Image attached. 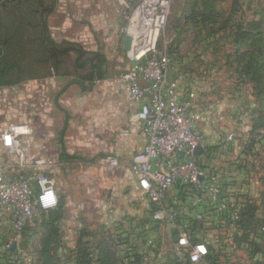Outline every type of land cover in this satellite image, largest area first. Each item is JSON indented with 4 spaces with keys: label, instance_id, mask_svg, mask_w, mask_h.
<instances>
[{
    "label": "rangeland",
    "instance_id": "1",
    "mask_svg": "<svg viewBox=\"0 0 264 264\" xmlns=\"http://www.w3.org/2000/svg\"><path fill=\"white\" fill-rule=\"evenodd\" d=\"M9 1V3L15 2V0ZM143 1L100 0L99 7L91 6L88 13L82 16L91 19L92 22L75 21V12L78 8L68 7L67 17L69 21L65 23L61 35H66L67 40L64 42L74 46V51L68 54L67 61L69 65L62 67V72H71L70 75L63 76L61 74L64 81L67 83L72 80H81L80 72L79 74L75 73L71 67L74 61L80 62L76 60L77 53H82V60H90L92 67L97 66L94 59H98V57H102L107 64L100 66V73L104 75V79L101 78L99 84L94 86L90 93L81 94L78 91V94H80L76 97L79 100V107L74 114V120L78 129L79 137L77 139L81 144H86L90 131L93 134H102V124H110L113 119V123L117 127L124 126L126 128V124L123 122L124 118L128 117L133 107L123 109V120L118 117V104L121 102L120 96H122V90L120 89L122 85L118 81L127 68V61L121 45L124 35L139 24L137 15H142V13L138 10V7ZM167 1L169 3L168 17L165 27L159 35L157 46L170 55V75L173 73L172 71H178L194 77L196 84H193L192 93L195 94L194 98L198 99V103L203 108L202 110L195 108L191 115L198 120L205 136L204 152H207L208 161H203L207 163V167L213 172V183H217L220 177L232 176L233 179L236 178L235 182H238L235 188H240L244 195L254 200L258 205L255 218L252 221L253 228L250 230L252 235V233L258 231L260 225H264V144H258L257 151H259V155L256 158L248 157V160H252V162L248 167L246 176H242L241 173L235 170L236 166L234 167L232 163L241 161L242 152L238 144L241 139L246 140V138L251 137L249 133L254 121L256 120L257 124L260 125L259 117L261 116L262 121H264V99L254 97L251 85L240 82L241 75L237 71L235 51L241 44L236 45L230 36H227L228 32L220 31V27L230 17L233 22L238 21L243 25L252 20L258 21L260 18H263L264 22V0H214L217 23L213 27L207 26L205 28L193 21L184 19V15L189 13L191 6L193 4L197 7L200 6L202 0ZM106 15H108L109 21L104 20L107 17ZM95 17L98 18V21H93ZM91 23L102 27L104 33L108 30L110 32L111 29L116 30L115 36H118V44L114 50L110 48L109 42H103L102 46L99 47L97 41L98 48L94 49L96 52H88L79 43L74 42L76 34L82 28L87 29L95 37ZM54 24L62 26V23L54 22ZM18 61V57L13 58L12 64L9 65V71H16L20 64ZM177 67L178 70H175ZM67 97L71 98L70 95H67ZM10 106L7 102H3V104L0 102V170L8 169L11 171L14 170L12 168L16 167L14 156L7 147L9 143L7 126L11 121L25 119L26 113L25 109L20 108V110ZM127 127L131 134L129 135L131 142L133 140L137 141L139 135L137 128L135 129L131 124H128ZM125 130L127 131V129ZM257 132L258 134L256 133L252 137L260 138V134L264 132V125ZM228 136H232L233 140L226 141ZM139 148L141 146H134L130 151V157L133 158ZM122 150L123 148H121ZM71 169L77 170L76 167H71ZM55 175L59 188L66 190L68 184L76 185L78 188L76 178L68 183L64 181L60 172L59 174L55 172ZM175 190L176 188L169 192L168 198L174 197L173 192L175 193ZM84 202H86V199H84ZM86 208L87 204L84 203L83 210L74 215V220H79L78 223L73 219L72 221L63 222L60 220L58 227L61 233L62 248L74 249L77 244L78 233L81 229H86L91 237L85 240L95 241V245L99 246L98 253L105 255V260L98 262V264H121L126 246L116 245V243L120 241L119 238H123L124 233L122 231L113 233L111 228L102 227L99 224L95 225L94 223L88 224L91 217L86 214ZM36 219L32 225L18 235L10 231L3 221H0V244L4 246L0 247V254H3L7 249V243L13 244L12 248L16 249V253L10 258L11 264H34L39 262L42 248L41 238L44 229L41 227L42 221L39 215ZM131 232L130 240L134 242L135 246H138L137 252L146 251L148 244L140 246L143 240L140 236V230ZM214 233L212 237L213 244L217 240ZM235 233V230L230 229L227 234L229 244L227 246L228 250L225 249L224 252L227 263L257 264V262H260L264 264V237L257 239L259 245L255 248L244 243L243 239L240 240ZM118 235L119 238H117ZM171 237L172 231L168 228L166 221L158 224L153 232L148 233L146 240L159 241L160 248L156 255L149 257L152 262L145 264H167L169 260H172L175 251L172 248L171 242L173 240ZM236 239L240 240V243L236 242ZM94 250L96 249L94 248ZM0 264L5 263L0 262Z\"/></svg>",
    "mask_w": 264,
    "mask_h": 264
},
{
    "label": "built area",
    "instance_id": "2",
    "mask_svg": "<svg viewBox=\"0 0 264 264\" xmlns=\"http://www.w3.org/2000/svg\"><path fill=\"white\" fill-rule=\"evenodd\" d=\"M168 4L167 0H144L138 7L142 15H139V24L126 34L131 38L129 49L124 51L127 68L118 82L128 94L133 106L131 121L138 125L143 140L129 166L130 175L146 200V209L154 206L153 219L159 224L166 221L172 231L176 228L175 217L164 207L169 192L176 185L193 187L184 212L199 224L206 222L205 209L221 213L227 203L221 198L217 183L205 181V173L195 160L196 155L205 151L206 144L205 136L197 128L198 120L191 115L195 101L192 88L196 81L191 83L190 89H183L179 79L170 77L169 54L157 46L167 21ZM202 108L200 105L197 110ZM7 132L8 150L18 157L20 167L15 171H0V221L18 235L34 223L38 210L55 209L58 197L55 182L49 175L23 170L21 140L30 133V128L24 123H14L7 127ZM229 140L233 137H226V141ZM197 148L200 151L195 154ZM231 215L236 217L234 213ZM175 235L178 236L176 247L188 251L191 264H207L205 258L213 233L195 244L189 243L186 231ZM153 243L148 240L146 245ZM12 246L11 243L6 245L7 248Z\"/></svg>",
    "mask_w": 264,
    "mask_h": 264
},
{
    "label": "crops",
    "instance_id": "3",
    "mask_svg": "<svg viewBox=\"0 0 264 264\" xmlns=\"http://www.w3.org/2000/svg\"><path fill=\"white\" fill-rule=\"evenodd\" d=\"M16 1L18 4L27 3L32 14L36 11V16L34 15L31 20L34 25L35 22L37 23L38 32L42 30V33H32L31 38L46 39L51 45L53 44L58 54L61 52V45L66 44L64 41L67 40L66 35L61 34L65 23L69 21L68 7L78 8L75 12V21L92 22L91 19L82 16L88 13L91 6L99 7L100 5V0ZM106 16L104 20L109 21L108 15ZM93 21H98V18L95 17V20L93 18ZM54 22L62 23V26L59 24L56 26ZM90 25L95 32V37L87 29L82 28L76 34L74 42L79 43L88 52H96L94 49L98 48V42L99 47L103 42H109L110 48L114 50L118 44L116 30L111 29L110 32L108 30L104 33L102 27L93 23ZM122 51L124 52L123 49ZM40 53L39 56H34L37 61L34 63L35 67L42 66L39 62L44 61ZM63 62L58 63V69L65 66ZM43 65H45L44 62ZM54 66L57 65L46 68L45 73L25 79H12L15 83L0 86L2 104L7 102L11 108L25 109V119L11 121L8 124L9 126L14 123H24L30 128V133L21 140V149L24 153L23 170L44 172L54 180L58 203L63 204L62 222L74 220V215L83 210L85 203L87 204L86 214L91 217L88 224L94 223L114 229L118 223H124L126 219L141 223L147 218L149 210L146 209V200L137 191L136 182L129 172V166L141 148L137 150L133 158L130 157L131 149L134 146L142 147L143 145L139 127L131 121L132 111L126 119L124 118L126 128L117 127L113 119L110 124H102V134H93L90 131L86 144H81L77 139L78 129L74 120V114L79 107V100L76 99L80 94L78 91L81 94L90 93L93 87L99 84V80L104 79V76L101 74L100 78L92 81L81 78L79 82L66 83L61 72H57ZM175 70H178V67ZM172 72L170 77L179 79L183 89L188 90L191 83L195 81L192 75L178 71ZM120 89L122 96L118 104V117L123 120V109H130L133 106L123 85ZM193 105L191 112L200 106L198 99H195ZM128 124L137 128L139 132L137 141L131 142ZM197 128L201 130L200 123L197 124ZM121 148H123L122 151ZM13 156L16 168L12 169L18 170L20 167L18 157L15 154ZM71 167H76L77 170H72ZM0 171H8V169ZM55 172L56 174L60 172L64 181L68 183L76 178L78 188L72 184H68L66 190L59 188L55 180ZM74 221L78 223L79 220Z\"/></svg>",
    "mask_w": 264,
    "mask_h": 264
},
{
    "label": "trees",
    "instance_id": "4",
    "mask_svg": "<svg viewBox=\"0 0 264 264\" xmlns=\"http://www.w3.org/2000/svg\"><path fill=\"white\" fill-rule=\"evenodd\" d=\"M200 6L197 7L193 4L189 13L184 15V19L202 25L204 28L207 26L213 27L217 23V12L214 0H202ZM263 24V18H260L258 21H249L243 25L238 21L233 22L230 17L226 19L220 27V31L228 32L227 36H230L236 45L238 43L241 44L235 51V63L237 64L238 74L241 75L240 82L251 85L252 95L258 99H264ZM8 70L9 67L6 71L8 72ZM1 73L2 78H0V86H8L11 83H15L14 80L7 79L8 74H5L4 70ZM259 118L261 123L258 125L257 121H254L253 127L249 133L251 137L248 139L246 138V140L241 139L238 144L242 152V157L240 156L241 161H234L232 163L234 167L236 166L235 170L241 173L242 176L247 175L246 172L252 162V160H248V157L256 158L259 155V151H257L258 144H264V132L260 134V138L252 137L254 134H258L257 131L264 125L262 116ZM208 152H210V150H208ZM195 160L198 167L205 173V181H212L213 172L207 167V163H204V161H208L207 152L196 155ZM235 181L236 178L233 179L232 176L219 178L217 185L221 193V198H225L226 200V208L221 213H214L212 209H205L207 210L204 211L207 219L203 224L195 222V220L189 216V213L184 212L188 199H190L194 192L191 185H176L175 193L173 192L174 197L166 199L167 204L164 208L174 215L176 223V228L172 229V236L178 234L180 231H186L189 234V243L195 244L201 242L208 233L215 232L214 235L217 237V240L214 244L208 245V255L205 258L207 264H228L224 252L225 249L228 250L227 246L229 241L227 234L230 229L236 231L237 234L235 233V235L238 236L240 240L243 239L244 243L252 245L255 248L259 245L257 239L264 237V225H260L258 231L251 235L250 230L253 228L252 221L255 218L258 205L254 200L244 195L240 188H235L238 185V182ZM153 211L154 206L151 205V210H149L147 218L141 223L126 219V224L125 222L118 223L112 230L113 233L115 231H122L124 233L122 239L119 238V235L117 236L120 241L116 243V245L120 244L126 246L121 264H145L152 262L149 255L153 253L156 255L159 252V241H153L154 243L149 247L147 245L148 249L146 251L137 252L138 246H135L133 244L134 242L130 240L131 231L140 230V236L143 239L140 246L146 245L148 233L153 232L159 224L152 217ZM233 213L236 217L231 215ZM38 215L41 218V227L44 229V233L41 238L42 248L40 251V260L38 263L34 264H98V262L100 263L105 260V255L98 253L99 246L95 245V241L90 242L89 240H85L91 237L86 229H81L78 233L77 244L74 249L67 250L62 248L61 233L58 227L63 215V204L61 202L58 203L57 208L54 210H38L37 217ZM27 227L28 226L24 229ZM113 233L110 235L112 236ZM240 240L236 239L235 241L240 243ZM171 243L175 254L172 256V260H169L167 264H191L188 260V251L176 247L173 241ZM0 247H4L3 244H0ZM94 248L96 250H94ZM15 250L16 249L12 247L5 249V252L0 254V262L11 264L10 258L16 253ZM257 264L262 263L257 262Z\"/></svg>",
    "mask_w": 264,
    "mask_h": 264
},
{
    "label": "flooded vegetation",
    "instance_id": "5",
    "mask_svg": "<svg viewBox=\"0 0 264 264\" xmlns=\"http://www.w3.org/2000/svg\"><path fill=\"white\" fill-rule=\"evenodd\" d=\"M13 3H9V0H0V78H2L1 72L4 70L5 74H8L7 79H25L36 74L45 73L46 68L50 65H57L54 66V69L61 72L63 76L70 75L71 72H62L63 69H58V63L64 61L63 65H69L67 61L68 54L74 51V46L62 44L60 47L61 52L58 54L54 50L53 44L51 45L46 39L42 37L39 39L31 38L32 33H42V30L38 32L37 23L35 22L34 25L31 20L34 15L36 16V11L32 14V10L30 6L28 8L27 3L18 4L17 1ZM15 39H17L16 43L14 42ZM39 53L45 65H43V62H39L42 63V66L35 67L34 63L37 61H35L34 56H39ZM14 57H18L20 64L15 72L9 71L10 69L7 72L6 70L12 64ZM82 57L81 52L77 53L76 60L80 62L74 61L71 64L74 72L77 74L80 72L81 78L89 81L100 78V66L107 65L103 58H95L94 62L97 66L92 67L91 61H84ZM58 59L59 62L57 63ZM72 82L79 81L72 80Z\"/></svg>",
    "mask_w": 264,
    "mask_h": 264
},
{
    "label": "water",
    "instance_id": "6",
    "mask_svg": "<svg viewBox=\"0 0 264 264\" xmlns=\"http://www.w3.org/2000/svg\"><path fill=\"white\" fill-rule=\"evenodd\" d=\"M130 43H131V38H130V36H129V35H125V36H124V39H123V49H124V51H127V50L129 49V47H130ZM199 151H200V148H197V149L195 150V154H198ZM177 238H178V236L175 235L174 238H173V242H174V243L177 241Z\"/></svg>",
    "mask_w": 264,
    "mask_h": 264
},
{
    "label": "bare ground",
    "instance_id": "7",
    "mask_svg": "<svg viewBox=\"0 0 264 264\" xmlns=\"http://www.w3.org/2000/svg\"><path fill=\"white\" fill-rule=\"evenodd\" d=\"M139 17V15H137Z\"/></svg>",
    "mask_w": 264,
    "mask_h": 264
}]
</instances>
